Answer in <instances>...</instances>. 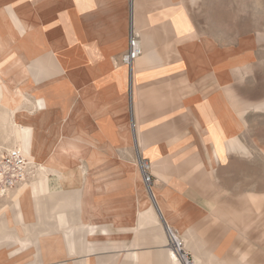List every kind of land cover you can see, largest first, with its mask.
Returning a JSON list of instances; mask_svg holds the SVG:
<instances>
[{
	"label": "crops",
	"instance_id": "1",
	"mask_svg": "<svg viewBox=\"0 0 264 264\" xmlns=\"http://www.w3.org/2000/svg\"><path fill=\"white\" fill-rule=\"evenodd\" d=\"M206 2L0 0V149L18 147L42 171L41 190L21 202L33 235L19 243L3 232L4 245L33 252L36 264H180L158 252L167 240L156 224L159 215L175 232L178 197L156 188L151 200L139 160L193 170L214 136L213 156L248 154L218 135L235 79ZM130 19L142 53L128 67ZM204 255V264H254Z\"/></svg>",
	"mask_w": 264,
	"mask_h": 264
},
{
	"label": "rangeland",
	"instance_id": "2",
	"mask_svg": "<svg viewBox=\"0 0 264 264\" xmlns=\"http://www.w3.org/2000/svg\"><path fill=\"white\" fill-rule=\"evenodd\" d=\"M206 16L212 23L210 29L220 36L223 58L229 55L232 62L228 60L231 66L227 76L235 79L231 90L223 89L225 106L218 135L223 142L239 144L248 154L230 148L213 156L217 139L214 136V150L209 156L203 149L199 151L193 170L184 168L188 164L175 166L173 171H156L153 166L150 170L149 162L140 159L148 164L149 190L139 163L138 167L150 198L156 188H166L178 197L180 223L173 231L179 238L178 245L171 241L158 215L157 228L163 227L167 240L159 243L158 252H174L181 264H204L205 252L219 253L227 262L264 264V108H260L264 104V0H207ZM131 29L140 40L130 19L128 35ZM41 172L33 171L23 183L28 186L14 193L26 200L25 190L41 177ZM17 187L0 197V220L17 218L3 232L9 231L10 237L21 243L27 240L20 237L33 235V228L28 217H22L29 203H23V208L22 199H13L12 191ZM0 255V264H29L28 259L30 264H36L33 252L18 251L12 243L0 245Z\"/></svg>",
	"mask_w": 264,
	"mask_h": 264
},
{
	"label": "built area",
	"instance_id": "3",
	"mask_svg": "<svg viewBox=\"0 0 264 264\" xmlns=\"http://www.w3.org/2000/svg\"><path fill=\"white\" fill-rule=\"evenodd\" d=\"M142 49L138 34L130 30L127 48L121 56V62L128 67L141 55ZM142 178L148 190L151 177L147 172L148 164L139 160ZM33 175L31 163L18 147L0 149V197L7 195L11 189L25 183Z\"/></svg>",
	"mask_w": 264,
	"mask_h": 264
},
{
	"label": "bare ground",
	"instance_id": "4",
	"mask_svg": "<svg viewBox=\"0 0 264 264\" xmlns=\"http://www.w3.org/2000/svg\"><path fill=\"white\" fill-rule=\"evenodd\" d=\"M140 45H141V43H140ZM6 111V110H5ZM7 113V112H6ZM14 113V112H13ZM5 114V113H4ZM4 119V122H5V118H3ZM9 120V119H8ZM10 122H11V120H9ZM3 122V121H2ZM13 122V121H12ZM9 124V123H8ZM13 124V123H12ZM17 124V123H16ZM15 124V125H16ZM9 125H11V123L9 124ZM14 125V124H13ZM12 125V127H14ZM18 126V125H17ZM15 128H16V126H15ZM14 129V128H13ZM14 130H16V129H14ZM14 133V132H13ZM15 136V135H14ZM18 141V140H17ZM31 150V149H30ZM76 170V169H75ZM74 171V170H73ZM52 172V171H51ZM56 171H54V173H55ZM70 172V171H69ZM76 172H78V171H76ZM48 173V172H47ZM74 173V172H73ZM66 174H67V172H66ZM69 174V173H68ZM58 175V174H57ZM40 176V175H39ZM61 176V175H60ZM42 177V176H41ZM39 178V179H37L36 180V182H33V183H31V185H29V187H31V188H29V189H31V191H32V193H36L37 191H39V190H41V186H42V178ZM57 177H59V176H57ZM67 179V178H66ZM78 181V180H77ZM67 183V182H66ZM72 185V184H71ZM66 186V185H65ZM27 188V189H28ZM28 193V192H27ZM13 196V195H12ZM22 197V195L20 196V195H17V194H14V197H13V199H15L16 201L17 200H19V199H22L21 198ZM30 199V198H29ZM161 203V202H160ZM163 206V205H162ZM163 208V207H162ZM7 225H6V222L5 221H1L0 220V244H3L4 242H6L7 241V237L8 236H5L4 234H3V230H4V228L6 227ZM167 233H168V236H169V238L171 239V241L176 245H178V242H179V238L178 237H176V235L173 233V231L171 230V228H169V229H167ZM21 238V237H20ZM177 238H178V240H177ZM22 239H24V240H27L26 238H22ZM166 258H168V260L170 261V262H173V263H177V262H179L177 259H176V256H175V254H174V252H172V251H170V250H168V253H167V255H166ZM181 264V263H180Z\"/></svg>",
	"mask_w": 264,
	"mask_h": 264
}]
</instances>
